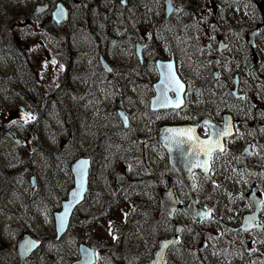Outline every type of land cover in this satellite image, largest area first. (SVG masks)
<instances>
[{"label": "rangeland", "instance_id": "1", "mask_svg": "<svg viewBox=\"0 0 264 264\" xmlns=\"http://www.w3.org/2000/svg\"><path fill=\"white\" fill-rule=\"evenodd\" d=\"M35 1L0 0V128L10 130L22 140L16 145L0 135V264H19L16 245L23 233L41 239L39 247L23 264H68L77 256L78 242L97 250L95 264H134L149 254L160 235L173 230V224L167 218L156 217V196L151 194L118 190L113 195H105L109 189L104 182L100 198L98 194L102 193L98 187L103 181L96 167L91 172V191L84 205L80 204L74 211L67 234L58 241L52 238V210L59 208L58 197L70 182L72 184L70 162L78 155L99 152L100 141L113 139L120 145L122 140H133L132 144L138 146L139 137L146 140V152L152 151L156 161L161 159V153L149 147L155 145L149 130L155 132L162 123L176 122L178 114L173 110L158 112L148 108L149 97L154 93L152 85L158 77L156 58L167 59L172 53L175 60L190 71L193 77L188 81L193 86L194 77H205L206 69L231 71L232 75L238 59L248 50L245 45L248 29L255 22L263 21L257 37L262 60L256 68L264 74V14H261L264 0L239 3L174 0L178 8L168 18L163 7L160 8L163 0H126L124 3L121 0H63L73 11L72 24L76 22L82 29L80 35L85 40L83 43L80 39L79 43L84 44L80 50H86L87 54L85 61L72 59L69 63L48 48L46 35L36 31L34 26L28 28L25 46L16 45L13 33L7 35L12 50L2 42L4 20L20 12H31ZM105 29L111 30V34L107 37V31L103 32L106 39L100 40V44L95 41L99 47L94 49L95 32ZM144 32L146 52L142 48L140 61L135 44L143 43ZM220 38L229 43L231 61L212 54ZM100 53L109 61L112 71L106 73L100 66ZM192 54L204 57L201 65L194 62ZM251 73L254 77L252 70ZM64 76L75 79L63 80ZM207 81L211 87L214 83L211 74ZM250 81V85L255 84L253 78ZM23 82L28 89L22 92ZM190 92L197 94L193 88ZM48 103L60 109L45 112ZM119 108L125 110L132 121L128 129L117 113ZM23 113L35 119L24 123ZM127 132L136 136L128 137ZM51 151L56 156L53 160L49 156ZM148 163L146 155V174L149 173ZM262 168V171H254L255 175H250L246 169L243 174L231 171L225 180L219 178V192L214 195L218 203L214 219L193 223L177 213L175 220L183 223L185 230L166 264H262L264 243L260 241H264V234L254 232L247 235L253 237L247 241L246 233L228 234L225 225L237 211L241 214L253 208L245 195L252 184L264 194V176L259 175L264 173V163ZM7 177H10L9 182ZM30 177H33V185ZM154 179L160 181L157 175ZM101 203L100 218L86 213L96 211L97 204ZM143 205L146 209H142ZM134 214L136 219L129 221ZM262 217L264 219V210ZM201 239L207 244L198 248ZM233 239L245 242L244 251L231 252L235 247ZM253 247L257 251L249 254L248 250Z\"/></svg>", "mask_w": 264, "mask_h": 264}, {"label": "flooded vegetation", "instance_id": "2", "mask_svg": "<svg viewBox=\"0 0 264 264\" xmlns=\"http://www.w3.org/2000/svg\"><path fill=\"white\" fill-rule=\"evenodd\" d=\"M58 1L62 2V7L64 8L65 13L62 17L56 20L53 18V12L56 9ZM37 4H41V11L38 13H33V11L26 13V11H24L18 13L14 17H8L4 20L1 31L3 36L2 42L8 46L9 50H12V43H10V40L7 37L8 34H14L13 41L17 46H25L28 44V28L34 26L36 31L46 35V44L48 48L54 50V54L65 60L67 63L72 59L76 60L78 58L76 56L77 53H81L82 56L87 59V54L85 53L86 50H80L81 48H84L83 43L85 40L80 35L82 29L78 27L76 22L72 24L71 15L73 11L69 8L70 6L67 3L66 4L69 7L65 5V1L63 0H36L31 7H34ZM261 14L263 15L264 12L261 11ZM25 20L26 22L21 24V22H24ZM15 21H17L16 24H14ZM259 25L263 26V21H261ZM81 38L83 42L82 44L79 43ZM93 40L94 42L96 41L94 38ZM23 41H25V44ZM220 44L224 47L219 39L216 46L212 49V54L220 59H225L226 62L231 61L229 43H225L223 49L222 47L220 48ZM255 46L257 49L258 44L256 43ZM98 47L99 45L95 42L94 49H97ZM142 48L144 49V52H146V32H144V41L141 43V50ZM46 50L48 51V49ZM71 50L72 52L70 54ZM256 52L258 54L257 50ZM258 55L259 57H256L251 55L249 51L244 52L238 59L232 75H230L231 71L226 72L218 69H212L210 71L209 69H206L205 77H201L200 79L194 77L192 80L194 83L192 88L198 95L188 91V80L193 77L188 68L179 62V60L177 62L172 53L168 57L174 59L175 68L178 70V75L181 80L185 82V89L187 92V94L183 96L184 104L182 107L173 110L178 114V119L174 123L177 124L179 128L194 127L195 135L201 140L208 139V135L206 134L208 129L204 125L205 120H208L210 125L219 127H223V124L226 122L231 123L232 135L221 137V143L227 151L223 154L218 152L213 154L209 165L210 170L208 172H204L201 168H192V170L189 171L187 167L188 152L186 151V149L189 148V143H184L179 147L176 146L173 151L171 150L176 161V167H174L170 163L169 152L156 140L153 141L155 145H150L149 147L156 148L161 153V159L159 161L155 160L152 151L147 150L146 152V140L141 137L138 138L140 144L138 146L132 144L133 140L130 142L122 140L120 145H118V142L115 140L106 139L105 141L99 142L98 146L101 148L99 152L90 151L88 154L89 182L87 193L91 191V172L93 167H96L103 181L98 187V190L102 193L98 194L100 198L103 197V187L105 182L106 188L109 189L105 195H113L114 192L118 190H120V193L125 190L134 191V193L137 194L155 195L157 202L156 209L158 211V191L163 188L164 190H169L168 192L173 193L177 200L176 203L180 205L187 204L189 195L194 196L197 204L211 209V217L215 218V207L218 203L214 198V195L216 192H219V187L221 185L220 181H218L219 178L221 177L225 180L227 177H230L231 171L233 173L242 172L243 174L246 169L250 173L263 170L264 74L256 68L260 65L262 60L261 55ZM204 56L207 58L208 55L205 54ZM192 57L197 65H201L200 63H202L204 59V57L200 55L198 56V54H192ZM80 60L81 59L78 61ZM139 60H142V52ZM253 66H255V68ZM109 68L112 71L111 65ZM109 68L105 70L106 73L109 72ZM251 70L254 73V77L252 76ZM202 71H204V69H202ZM65 73L70 75V71L68 70H66ZM208 74H211L214 80L211 87H209L207 81ZM72 76L77 75L72 74ZM65 78L70 79V76H64L63 80ZM251 78L255 80L254 85H250ZM74 79L75 78L72 77L70 81H73ZM257 86L258 89L256 88ZM65 88L66 86H64V89ZM27 89L26 83L23 82L21 91L23 92ZM150 97L148 108L150 107ZM239 97H245V99L241 100ZM55 109L59 110L60 108L58 105H55ZM163 111L165 110H160L158 112ZM131 122L132 121H130L129 124ZM125 129L128 128L126 127ZM126 134L128 137L136 136L133 132H127ZM154 134L155 132L149 130V136L152 135L154 137ZM21 143L22 140L19 141L17 145H20ZM148 143L151 144L152 142ZM246 148L253 154L243 155V150ZM146 155L149 160L147 165L149 173L147 174ZM138 156L142 159L138 158ZM203 159H205V157L201 156V160ZM156 175L160 179L158 182L154 179ZM186 175H189L191 180L189 183L191 187L189 189L181 180V177ZM110 178H112L111 183L109 182ZM151 179H153V182L150 181ZM249 190H252L254 195H260L264 201V194L256 184H252ZM168 192H166L167 195ZM247 192H245L246 196ZM213 200L216 203H214ZM85 201L86 198L82 202V205H84ZM97 205L100 207L99 213L101 214L103 205L102 203ZM252 210L253 208L245 210L241 214L237 211L229 220H226L225 225L228 229L227 233H246L242 230H237V227L242 223L243 215ZM263 210L264 205H262L259 211V218L256 223H264L262 217ZM177 213H181L189 219L181 208L177 209L172 219L168 218L166 215L159 216L158 218H167L174 225L176 222L181 223L175 220ZM261 231L264 233V228H262ZM254 232L257 231L253 230L252 233ZM249 240L250 239L247 237V241ZM232 242L237 243L238 240L233 239ZM175 245L170 248L169 254Z\"/></svg>", "mask_w": 264, "mask_h": 264}, {"label": "snow or ice", "instance_id": "3", "mask_svg": "<svg viewBox=\"0 0 264 264\" xmlns=\"http://www.w3.org/2000/svg\"><path fill=\"white\" fill-rule=\"evenodd\" d=\"M122 2H126V0H122ZM169 3V7L171 10L175 11L174 4L170 3V0H167ZM58 17L63 16V9L60 8L58 12L56 13ZM53 64H55V60L52 61ZM47 66V65H45ZM63 66H61L62 68ZM156 67L161 71L162 79L160 81V95L156 98V100L153 102L154 106H159L161 108H168L171 107L173 110L179 109L184 104L183 96L187 94L185 89V82H182L181 78L178 75V70H174V65L172 62H168L166 64L158 63ZM108 71H111L109 68ZM193 85L191 83H188V91L192 89ZM169 93H172L173 96H169ZM234 95V93H233ZM241 100L245 99V97H239ZM122 115V114H121ZM22 118L24 120V123L30 122V120H34L35 117L28 114L23 113ZM125 126H127V120L128 118L126 116H123ZM13 123H16V121H13ZM205 127L208 129L207 135L208 139L201 140L198 136L195 135V128L194 127H185V128H170L166 129V132L171 133L172 135L167 137L166 140L168 141V144H175L177 147L184 143H189V148L186 149L188 152V164L187 167L189 171L192 170V168H201L204 172H208L210 170L209 165L211 158L214 153H226V149L221 143V137H228L232 135V126L230 122H226L223 124V127L219 126H212L209 124L208 120L204 121ZM238 132V129H237ZM184 138V139H180ZM167 146V145H166ZM243 155H252L249 151V149L243 150ZM201 156L205 157V159L201 160ZM87 161L81 160L79 162V168H80V175H83L84 167L86 166ZM250 175H255L256 173H249ZM259 175L264 176V173H260ZM82 189V185H81ZM80 196V191H74L72 192L73 198H78ZM260 205H264V201L258 202ZM64 213L57 217L59 220V229L62 231L65 227L66 218L68 215V209L69 205H64ZM210 212L211 209H208L207 211H197L195 215L197 217H200L201 219H207L210 218ZM127 215V214H125ZM252 227H259L264 228V223L257 224L255 216H248L244 221V226L242 228V231L248 232L250 228ZM116 239V237H113ZM179 243L178 240H170L167 241L162 245V248H167L170 244ZM241 244L245 243L244 241H240ZM253 244L256 243V241H252ZM260 243H264V241H260ZM31 247H33L32 244H26L24 246V251L27 252ZM87 254V250H84ZM249 254L254 253L257 251V248L253 247L248 250ZM91 255H94V253H91ZM264 264V262H262Z\"/></svg>", "mask_w": 264, "mask_h": 264}, {"label": "water", "instance_id": "4", "mask_svg": "<svg viewBox=\"0 0 264 264\" xmlns=\"http://www.w3.org/2000/svg\"><path fill=\"white\" fill-rule=\"evenodd\" d=\"M165 7H166V13L169 14L171 12V9L169 7V3L167 2V0L165 1ZM256 32H257V29L255 28V29L249 31L248 34H247V39L246 40H247V44L249 45L250 49H253V47H254L255 43H254L253 37H254V34ZM221 47H222V45L220 44V48ZM171 62L173 63V61H171ZM158 63L166 64L168 62L167 61L157 60L156 65ZM158 71H159V79H158L157 82L154 83V89H155L156 94H155V96L152 97V102H151V107L152 108H158L159 107V106H154V103H153L156 100V98L160 95L159 86H160V81L162 79V75H161V71L159 69H158ZM170 128H176V126H173V125H165V126H163L159 130L158 134L156 135V139L159 142H161L162 144H164L165 146L167 145L166 147H167L168 151L171 150V149L173 151V149L176 148V145L175 144H168V141L166 140L167 137L172 135L171 133L166 132V129H170ZM0 133L2 135L8 136L10 139H13V136L8 131H6L5 129H1ZM171 157H172L173 165L176 166L175 157L172 154H171ZM75 165H76V163L72 165L73 172L77 171L76 168H75ZM77 172L78 173L75 174V185H74V187L72 188V190L69 193V198H68V200H65V201L62 202L63 203V209L61 211H59V212L54 213V216H55V230H56L57 238L65 231L66 226H67V221H68V218H69V214H70L73 206L81 198V195H82V193L84 191L85 176H86L85 172L86 171L83 172L82 176L79 174L80 173L79 171H77ZM81 185H82V189H81ZM74 191H80V196L78 198H73L72 197V192H74ZM168 198L169 197H167V196H163L162 197V201L160 202V204L162 206V211H168L170 209L171 205H169V202H168L169 199ZM250 198L255 203V212L254 213L256 214V212H258V210H259L258 208L260 206V204L258 203L259 200L256 197H254L252 194L250 195ZM65 204L69 205V209H68V215H67L66 222H65V227L61 231L59 229V220L57 219V217L64 213V211H65L64 205ZM183 207H184V209L186 211L189 212V214L192 216L193 220L201 219L200 217H197L196 215H194V213H193L194 208H195L196 211L198 209H201L202 212L203 211H207V210H203L202 208H199L198 206H196L192 196L190 197L189 203L186 206H183ZM180 229H181V225H177L176 226V234L179 232ZM175 239H176V235H174L172 237H168V238L159 239L158 246L154 250L152 258H150L149 260H145V261L141 262L140 264H161L162 260L164 258L165 251H166V248H162V245L164 243H166L167 241L175 240ZM37 243L38 242L35 241L32 237H30V235L24 234L18 241V254L20 256V259L22 260L27 254H29L35 248ZM26 244H32L33 245V247H31L27 252L24 251V246ZM84 250H87V254L85 253ZM80 252L82 254V258L80 260L74 261L72 264H90V263L93 262L94 257H93V255H91L92 250H90L87 247L81 245L80 246Z\"/></svg>", "mask_w": 264, "mask_h": 264}, {"label": "bare ground", "instance_id": "5", "mask_svg": "<svg viewBox=\"0 0 264 264\" xmlns=\"http://www.w3.org/2000/svg\"><path fill=\"white\" fill-rule=\"evenodd\" d=\"M105 31H107L106 36L108 37V36L111 34V30L105 29V30H102V31L98 30V31H97L98 33L95 32L94 38L96 39V41L98 42V44H100V43H99L100 40H105V39H106V36H105L104 33H103V32H105ZM99 35H100V37H99ZM76 56L78 57L76 60L81 59V60L85 61V57L82 56L81 53H77ZM23 68H24V67H23ZM19 70L22 72V69H21V68H20ZM24 71H25V68H24ZM47 106H48V108H47V109H44L45 112H51V113H54V112L56 111V109H55V108H52V106H51L50 104H48ZM50 134H54V133H50ZM50 150L54 151L52 147H50ZM52 151L50 152L49 156H50V158L53 160V159H55L56 156H54V153H53ZM9 180H10V177H7V181H8V182H9ZM8 186H9V185H8ZM12 186H14V184H12Z\"/></svg>", "mask_w": 264, "mask_h": 264}]
</instances>
